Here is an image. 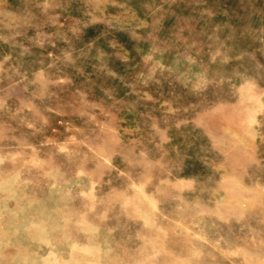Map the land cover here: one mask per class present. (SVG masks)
<instances>
[{
  "label": "rangeland",
  "instance_id": "374dc122",
  "mask_svg": "<svg viewBox=\"0 0 264 264\" xmlns=\"http://www.w3.org/2000/svg\"><path fill=\"white\" fill-rule=\"evenodd\" d=\"M0 264H264V0H0Z\"/></svg>",
  "mask_w": 264,
  "mask_h": 264
}]
</instances>
